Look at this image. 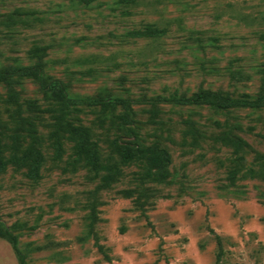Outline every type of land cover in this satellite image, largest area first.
Segmentation results:
<instances>
[{
	"label": "rangeland",
	"instance_id": "obj_1",
	"mask_svg": "<svg viewBox=\"0 0 264 264\" xmlns=\"http://www.w3.org/2000/svg\"><path fill=\"white\" fill-rule=\"evenodd\" d=\"M0 143L27 264H264V0H0ZM136 145L167 152L155 176L120 163Z\"/></svg>",
	"mask_w": 264,
	"mask_h": 264
},
{
	"label": "trees",
	"instance_id": "obj_2",
	"mask_svg": "<svg viewBox=\"0 0 264 264\" xmlns=\"http://www.w3.org/2000/svg\"><path fill=\"white\" fill-rule=\"evenodd\" d=\"M121 3L125 5H134L136 0H120ZM152 36V35H150ZM48 88V87H45ZM49 89L51 91V95L53 98V102L57 104H64L66 101V95L64 93L63 85L57 81L52 80ZM47 112L52 113L56 110L52 107L46 109ZM17 148V144H15V149ZM76 158L78 160H84L86 165L92 167L93 170L97 172H106V176L108 178H112V176L118 170V163L105 158L100 159L97 152L91 148H88L86 144L79 143L76 145L75 151ZM29 160V176L36 179L39 176V169L43 163V155L39 149L32 147L28 151V156H26ZM143 159L145 165L147 167L146 174L148 176H155L156 172L168 161V154L163 149L157 148V146H138L136 145L134 149L122 147L120 149V163L127 164L134 158ZM6 166V161L4 159L2 146L0 143V173L4 171ZM0 235L5 237L12 246V249L17 257L18 264H27L25 256L18 249V239L16 235H14L7 228L0 229Z\"/></svg>",
	"mask_w": 264,
	"mask_h": 264
}]
</instances>
